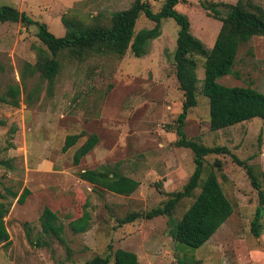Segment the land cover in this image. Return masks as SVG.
Here are the masks:
<instances>
[{
    "label": "rangeland",
    "instance_id": "374dc122",
    "mask_svg": "<svg viewBox=\"0 0 264 264\" xmlns=\"http://www.w3.org/2000/svg\"><path fill=\"white\" fill-rule=\"evenodd\" d=\"M133 1L0 0V6L26 13L61 37L67 29L63 18L73 17L84 28L94 26L99 15L100 22L108 25L114 12L129 9ZM164 1L153 0L151 10L158 12ZM189 14L194 25L197 21L208 26L205 18L197 20L193 11ZM208 23L212 25V21ZM153 25L140 14L134 33ZM160 27L162 34L149 42L147 54L141 58H135L130 50L122 57L93 55L82 61L59 54L55 56L59 69L51 85L38 72L25 73L24 88L21 75L25 64L34 65L38 49L46 51V47L37 38V25L0 23V93L11 84L24 88L19 107L0 104V193L6 188L18 196L24 188L30 192L21 205L9 196L0 199L10 202L4 218L10 242L0 244V264H84L96 256L109 257L112 264L116 249L135 253L140 264H226L234 261L240 244L250 247L252 264H264V219L259 221L261 233L255 240L251 222L258 200L247 175L249 168L264 189V119L211 131L209 102L202 94L203 59L199 56H195L197 104L188 110L183 132L189 141L228 150L204 158L202 180L210 172L216 174L224 194L235 205V214L215 234H219L222 248L208 243L195 251L178 246L169 230L193 203L200 187L174 206L171 217H144L162 208L172 198L170 193L181 191L195 169L193 152L176 145L177 117L184 100L175 76L178 26L168 18L161 20ZM232 71L217 83L226 87L249 85L264 93L263 38H251L239 46ZM34 88L39 93L26 103L27 93ZM92 134L98 137L97 145L74 165L75 151ZM68 135L79 138L62 153ZM104 166L137 181L136 191L120 196L93 188L78 177L81 171ZM86 201L91 215L89 229L74 234L68 224L82 214ZM45 207L55 212L63 225L67 248L41 232L40 216ZM132 213L141 216L118 224ZM224 229L231 232L223 239ZM39 239L48 244L36 246Z\"/></svg>",
    "mask_w": 264,
    "mask_h": 264
},
{
    "label": "trees",
    "instance_id": "16d2710c",
    "mask_svg": "<svg viewBox=\"0 0 264 264\" xmlns=\"http://www.w3.org/2000/svg\"><path fill=\"white\" fill-rule=\"evenodd\" d=\"M178 0H165L158 12H153L151 6L144 0H134L127 10L114 12L108 25L102 24L99 15H96L94 26L82 28L78 20L64 19L66 32L61 37H55L49 32L45 23L33 21L26 13L18 11L11 6H0V23H20L23 26L35 24L38 26L37 38L46 47V51L38 49L37 61L34 65L26 63L21 82L25 88L24 74L38 72L40 77L46 79L48 86L52 84L59 69L55 56H66L82 61L89 56L116 55L122 57L130 50L135 58L147 54L149 42L155 40L161 33V20L172 19L178 26L176 48L174 51L175 76L179 89L183 92L181 113L177 117L176 145L188 148L193 152L195 169L188 182L181 191L170 193L172 198L162 207L153 209L145 214L146 219L168 215L174 206L184 197L192 196L194 190L200 191L190 207L184 212L175 227L169 230L170 236L180 247L197 250L203 246L216 231L232 215L233 206L225 196L221 185L214 172H210L203 180L204 158L211 154L227 153L225 147H204L186 139L183 132L185 118L190 108L196 106V67L195 56L203 59L202 94L209 102V128L217 131L228 128L254 118L264 119V93L252 88L226 87L217 83V80L233 74L238 48L248 42L252 37L264 39V9L251 0H237L234 5L200 3L208 15L220 21L221 26L211 49H206L202 42L190 33L188 18L174 9ZM220 7V8H219ZM140 14L154 23L151 29L140 30L134 33L135 23ZM72 24V25H70ZM50 55L52 57H50ZM3 66L0 63V75ZM18 84L8 85L5 93H0V104L13 108L19 107L20 95L23 92ZM39 89H32L27 93L26 103L29 102ZM79 136H66L61 152L65 153L72 148ZM98 143L95 134L90 135L73 155L74 165H78ZM4 164H7L6 162ZM247 175L252 188L257 192L258 205L254 219L251 222V232L255 237L260 234L261 213L264 209V189L257 179L252 176L249 168ZM80 180L120 196H129L136 191L139 183L130 177L117 173L114 168L107 166L96 170H84L78 173ZM29 190L24 188L21 195L16 191L6 188L5 193H0V199L7 197L16 199L18 204H23ZM89 204L83 205L82 214L72 220L68 227L74 234L85 233L90 226L91 215L87 210ZM10 210V202H0V244H9V233L4 218ZM141 214L132 213L118 221L119 225L128 224L140 217ZM169 225L170 220H168ZM41 232L55 238L61 245H66L63 236L64 227L59 222L55 212L45 207L40 216ZM46 241L37 240L36 246L47 245ZM112 264H140L135 253L124 249H116L113 253ZM193 263V259L191 260ZM110 258L96 256L84 264H109ZM191 264V263H189Z\"/></svg>",
    "mask_w": 264,
    "mask_h": 264
},
{
    "label": "crops",
    "instance_id": "0c3cea01",
    "mask_svg": "<svg viewBox=\"0 0 264 264\" xmlns=\"http://www.w3.org/2000/svg\"><path fill=\"white\" fill-rule=\"evenodd\" d=\"M112 1H114V0H112ZM144 1L148 2V4H151L153 0H144ZM256 1L258 2V5L264 9V0H256ZM202 2L214 3V4L234 5L237 2V0H178L177 4L175 5L174 9L176 11H177L176 8L179 7L180 12L186 14V17L188 18L189 25H190L191 35L193 37L197 38L198 40H200L206 49H208V48L211 49L214 42H215V39L218 35L221 23L219 20L214 19L213 17L208 15L207 11L204 10L200 6V3H202ZM190 11H193L194 17H196L197 20L199 19V17H200V19L205 18L208 22L212 21V25H209V23L207 22L208 26L204 27L201 24L197 23V21L195 19H193V21H196V23L194 25L192 22V18L190 19V14H189ZM215 22H218V24L215 25ZM209 27H211V28H209ZM161 34H162V32H161ZM255 37H257V36H255ZM255 37H252V38H255ZM231 204L233 206V212H232V215H233V214H235L236 208L232 202H231ZM263 211H264V209H263ZM261 219L262 220L264 219V212H263V216L261 217ZM227 220H226V222H227ZM226 222H224V224ZM224 224H222V226ZM222 226H220V228ZM219 229L216 231V233L219 231ZM225 230L226 229H224V232H223V239L226 238V235H229V233L231 232V230L228 232H227V230L226 231ZM260 233H261V229H260ZM215 234L211 237L214 239L211 240V238H210L205 244L210 243L213 246H217L218 248H222L221 241L217 237L219 234L216 236H215ZM221 235H222V233H221ZM258 238H259V236L256 237L255 240H258ZM250 256H251L250 247H247L246 245L244 246V245L240 244V245H238V248L236 250V255H234V261L232 263H226V264H252Z\"/></svg>",
    "mask_w": 264,
    "mask_h": 264
}]
</instances>
